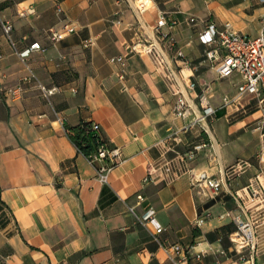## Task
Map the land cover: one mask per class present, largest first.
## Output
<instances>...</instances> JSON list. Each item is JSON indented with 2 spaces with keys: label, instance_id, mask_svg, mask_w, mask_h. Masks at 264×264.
<instances>
[{
  "label": "crops",
  "instance_id": "crops-1",
  "mask_svg": "<svg viewBox=\"0 0 264 264\" xmlns=\"http://www.w3.org/2000/svg\"><path fill=\"white\" fill-rule=\"evenodd\" d=\"M144 1L149 4L141 12ZM30 8L36 13L19 16ZM0 12L12 21L19 48L34 43L44 48L22 61L0 25V264H171L152 239V226L149 231L137 219L150 211L165 229V245L204 253L190 264H252L238 260L230 236L236 217L250 218L240 206L254 211L247 187L257 175L264 184L257 158L258 101L244 96L239 105L223 107L224 96L237 94L240 77L230 88L229 79H219L207 63L186 68L170 60L192 108L184 121L173 113L178 97L152 56H128L124 81L120 64L111 59L127 56L142 35L163 50L174 41L194 63L206 48L202 25H191L189 17L219 28L230 23L255 38L264 26L262 0H0ZM161 13L180 25L156 32ZM66 26L75 32L54 42L51 32ZM88 41L93 44L86 48ZM30 76L36 79L25 84L21 98L7 95ZM39 84L56 93L45 99ZM204 100L217 110L215 119L182 133L202 112ZM83 123L98 125L100 138L122 152L108 183L99 181L101 164L90 163L70 139L68 129ZM174 133L182 143H164ZM202 142L208 147L193 167L222 180L217 193L194 187L189 177L170 185L144 182L153 168L177 162L189 144ZM238 163L244 170L227 178ZM199 217H206L202 228L194 225ZM261 221L254 264H264V216Z\"/></svg>",
  "mask_w": 264,
  "mask_h": 264
},
{
  "label": "built area",
  "instance_id": "built-area-1",
  "mask_svg": "<svg viewBox=\"0 0 264 264\" xmlns=\"http://www.w3.org/2000/svg\"><path fill=\"white\" fill-rule=\"evenodd\" d=\"M264 3V0H262ZM148 1L141 3L139 10L141 12L147 9ZM36 11L34 8L23 10L19 12L20 17L33 15ZM188 23L194 26L202 25V32L200 34V41L205 46L204 63L215 68L219 79H232L240 77L241 83L237 86V94L234 97L224 96L223 107L233 104H240L244 96H251L258 101L259 110L262 111V117L258 120L255 130L260 135V149L257 154L258 161L264 167V26L261 34L258 37H250L241 34L234 30L230 23H227L223 28H219L215 23L207 20L198 19L196 17H189ZM0 25L2 27L4 36L10 42L14 53L24 62L28 61L31 56L43 51L44 48L40 43H34L24 48H19L13 40L14 26L12 21L5 19L0 12ZM180 25V22L174 18L161 13L156 32H160L163 27L174 29ZM75 32V28L66 26L62 32H51V39L54 42L63 40L67 34ZM164 37V35H163ZM92 41L85 43V47L92 46ZM173 47L174 43L171 42ZM133 55H150L152 56L160 71L164 74V78L171 87L173 93L178 97L174 106V115L187 121L192 116V108L189 105L186 95L182 92L179 74L172 68L171 62H181L186 68H193L192 62L186 58L182 49H179L172 56L168 52L158 47V45L144 38L142 35L129 47L127 56H120L111 59L112 63H118L121 66L119 72V79L124 81L127 77V57ZM36 79L35 76L26 77L22 83L18 84L14 89H10L7 93L12 99H19L25 94V84L30 83ZM38 88L45 99H49L56 93V89H48L44 85L39 84ZM188 88L191 91L195 90V84L189 83ZM202 112L196 115L193 119L186 122L182 133L188 134L194 131L199 125L209 120H214L217 110L210 106L207 101H203ZM94 131L99 130V126H94ZM179 134V133H178ZM173 140L177 143H182V139L176 133L169 136L164 143ZM189 148L185 154L178 157L177 162H164L153 168L144 182L146 184L163 182L164 184H173L184 177H189L191 184L196 187H204L213 190L217 193L222 185V180H217L210 177L207 173L196 172L193 164L198 159L200 153L208 147V143H194L189 144ZM168 151H175L173 146L166 147ZM122 152L119 148H111L107 144L101 146L100 150L89 158L90 163L98 161L101 168L98 171L99 181L108 183L110 173L122 163ZM245 168L243 163H238L233 168L226 171L227 178H233L236 174L241 173ZM247 189L252 193L251 202L254 211L242 204L240 209L242 212L250 214L249 219H242L236 217V231L231 234L230 241L232 243L234 252L239 257L238 260L242 262H249L254 264L257 254V230L262 224L261 218L264 216V184L257 175L249 184ZM137 199L144 201L142 195H138ZM130 211L135 214V208L130 207ZM155 212L150 211L143 217H137L138 221L144 228L150 231L149 225L152 226L153 231H150L152 239L160 244L166 251L171 264H190L192 258L200 260L204 253L194 252V247H183L182 245H165L161 240V235L165 231L164 227L160 225L156 218ZM253 214V216H251ZM136 215V214H135ZM206 223V217H199L194 225L197 228H202ZM225 255L224 252H221Z\"/></svg>",
  "mask_w": 264,
  "mask_h": 264
},
{
  "label": "trees",
  "instance_id": "trees-1",
  "mask_svg": "<svg viewBox=\"0 0 264 264\" xmlns=\"http://www.w3.org/2000/svg\"><path fill=\"white\" fill-rule=\"evenodd\" d=\"M93 128V125L83 123L76 128L68 129L72 142L77 146L78 150L88 158L95 155L100 150L101 146L106 144Z\"/></svg>",
  "mask_w": 264,
  "mask_h": 264
},
{
  "label": "rangeland",
  "instance_id": "rangeland-1",
  "mask_svg": "<svg viewBox=\"0 0 264 264\" xmlns=\"http://www.w3.org/2000/svg\"><path fill=\"white\" fill-rule=\"evenodd\" d=\"M171 42H173L174 43V46L173 47H171L170 46V43ZM170 43H168V45L166 46L165 45V48L166 49H164L165 50V52H168L170 55H174L175 54V52L176 51H178L179 49H181L180 47H179V45L176 43L175 44V42L174 41H170ZM184 52V51H183ZM185 54V53H184ZM186 58H187V56H186ZM201 60H199V61H194V63L192 62V64H193V66L194 65H199L200 63H202V64H205L204 63V54H203V56L200 58ZM207 65V64H206ZM208 66H210V68H214V67H212L211 65H208ZM238 81V79H236V78H233V79H229L228 81H226L227 82V84H230L229 86H230V88H234V86H233V83H235V82H237Z\"/></svg>",
  "mask_w": 264,
  "mask_h": 264
}]
</instances>
